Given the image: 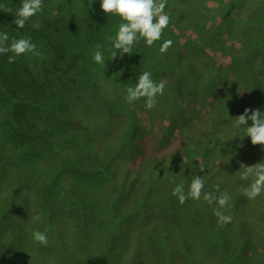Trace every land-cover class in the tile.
I'll return each instance as SVG.
<instances>
[{
	"label": "rangeland",
	"instance_id": "obj_1",
	"mask_svg": "<svg viewBox=\"0 0 264 264\" xmlns=\"http://www.w3.org/2000/svg\"><path fill=\"white\" fill-rule=\"evenodd\" d=\"M183 1L186 0H167L166 6L172 4V11L178 6L188 13L206 10L217 16L228 10L239 14L247 22L242 31L239 27L233 29V38L227 40L229 50L225 55L234 56L242 50L240 36L245 29L252 30L255 36L259 30L264 33L260 26L250 24L255 21V17L261 19L260 25L263 23L264 0ZM0 4L12 10L10 13L0 11V19H15L21 0H0ZM80 4V0H43V11L29 22H39L42 27L40 30L54 29L60 25L63 31L70 29V37L74 38V27L79 24L83 14ZM98 15L111 20L104 13ZM56 17L62 20L59 19L55 25ZM2 33L8 35V32ZM13 39L19 38L11 35L6 44L10 46ZM163 43L164 38L147 47L143 41L146 56L161 57ZM11 55V52L0 54V63L5 66L9 64L8 74L0 76V84L24 86L28 79L21 69L33 65L32 55L25 54L14 63H9L8 57ZM225 55L217 54L221 64L226 67L232 63L235 69L232 57ZM205 58L203 55L200 59L203 66L206 65ZM249 59L251 66H258L264 71V53L253 51ZM143 68L148 71L145 63ZM185 70L189 74L190 71L187 68ZM169 79V75L164 74L162 77L165 87L169 86ZM219 79L211 94H206L208 97L201 95L195 102L190 100L189 105L182 104L180 109L165 101L166 104L161 103L153 116L149 117L143 114L146 112L145 102L136 101L128 105L126 102L140 116L142 128L148 130L146 141L150 151L159 152L168 145L167 130L170 129L169 135L173 132V135H178L176 141L183 138L186 148L193 142L192 154L196 158L193 160L198 161L197 173H202L199 171L200 163L208 159L218 161L221 172L222 164L229 158L228 154L241 153L236 141L224 143L213 136L211 139L206 136L211 133L212 125L206 116L208 109L205 103L214 105L216 100H220L227 107L230 105L227 75ZM238 84L235 82L232 88H237ZM165 87L161 97L168 95ZM78 97L73 102L76 108L90 113L96 110L95 105L82 94ZM0 98L8 105L6 98L2 95ZM254 100L257 101L256 98ZM242 104L254 109L250 102L243 101ZM192 107L201 110L206 119H200L195 114L198 120L197 133L184 136L183 129L188 130L185 121L194 114ZM228 110L227 116L220 110L221 116L216 117L215 121L225 134L231 129L233 120V110ZM115 127L122 129L123 125L119 123ZM138 136L141 137V133ZM192 137L193 141L190 139ZM96 140V145L100 147L104 141L101 134ZM140 149L138 142H135L133 155L137 156ZM160 160L159 157L142 155L135 162L121 158L114 163L91 165L86 170L73 164L63 169L57 164V168L50 159L33 160L29 164L17 161L7 173V180L1 181L0 178V264H85L96 256L104 257L107 264H264V194L254 200L247 198L245 203L240 198L241 193L233 195V205L230 199L227 207L221 209L224 215L232 217L231 222L222 224L213 214V209L218 207L216 203L209 204L201 196L196 203L188 199L181 204L172 195L177 181L183 176L179 177V170L171 175L170 170L158 174L156 168L161 164ZM163 169L164 166L158 167L159 171ZM212 169L213 165L207 172L211 174ZM110 172L114 176L107 178L106 174ZM37 216L39 220L35 219ZM36 231L46 232V246L34 241L32 234Z\"/></svg>",
	"mask_w": 264,
	"mask_h": 264
},
{
	"label": "trees",
	"instance_id": "obj_2",
	"mask_svg": "<svg viewBox=\"0 0 264 264\" xmlns=\"http://www.w3.org/2000/svg\"><path fill=\"white\" fill-rule=\"evenodd\" d=\"M80 2L79 8L80 11L82 8L83 14L80 16L79 24L74 27V38L70 37V29L63 31L60 25L54 29L40 30L33 28V23L27 21L23 28H18L13 23L14 19H0L1 33L8 32V36L18 38L31 37V42L41 53L40 56L31 54L33 65L21 69V73L27 75L26 85L16 87L15 84H0V95L9 101L8 105H5L0 98L1 181L7 180V173L17 161L29 164L33 160L50 159L55 162L57 168L60 166L63 169L64 166L73 164L86 170L91 165H100V162L109 164L121 158L135 162L138 156L148 155L161 159L158 167L164 166V169L159 171L157 167L158 174L170 170L171 175L175 170H179V177L183 178L179 179L176 185L183 183L185 193L195 175L205 179L204 192H212L216 196H219L220 192H226L232 196L231 205L235 201L233 195L241 193L240 198L245 203L247 197L243 196L240 189L247 187L251 179L248 181L240 179V173L243 171L241 165L253 166L264 161V150L260 145L253 146L250 137L245 136L246 127L252 124L250 120L245 126L241 125L238 128L233 126L235 121L232 120L228 134L220 131V124H216L215 121L216 117L221 116L220 110L225 116L228 115L227 108L228 111L233 110L230 114L234 119L242 115L245 109H252L244 106L243 101L250 102L251 107L264 113V71L258 66H251L249 59L253 51L264 53V33L259 30V34L255 36L252 30L245 29L244 34L241 33L240 36L242 50L234 56L225 55L229 50L227 40L233 38V29L239 27L242 31L246 27L247 22L239 14L235 15L228 10L219 16L206 10L188 13L177 8L178 6L172 11L173 6L169 4L164 10L170 16V23L164 30L162 38L164 41L170 39L172 45L161 57L148 58L141 40L133 46L131 55L125 54L121 58L117 50L116 59L111 60V52L114 49L112 41L107 37H115L121 21L115 16H109L111 20L99 16L100 12L103 13L100 0ZM260 14L261 12L258 16ZM59 19L60 17L57 18L55 25ZM260 21V18L255 17V21L250 24L264 29V20L261 25ZM103 37H106V40H103ZM97 44L104 46L101 51L106 67L96 64L93 60ZM223 53L232 57L235 69L232 63L226 67L221 64L217 54L222 56ZM203 55L206 56L205 66L200 63ZM144 63L155 82H161L164 74L170 76L169 86L165 87L168 95L156 97L155 107L143 112L148 117L153 116L159 105L165 101L180 109L182 104L189 105L190 100L195 102L201 95L211 94L218 85L219 78L227 75V97L230 105L227 107L220 100H216L214 105L205 103L208 109L206 116L212 125L211 133L206 135L207 138L211 139L213 136L224 143L236 141L235 144L241 151L239 155L228 154V160L221 163L223 165L221 172L218 161L208 159L200 163L205 171L197 173L198 161L193 160L196 159L195 154H192L193 142L186 148L183 138L176 141L175 137L178 135H173L174 132L169 135L170 129L167 130L168 145L159 152L150 151L146 141L148 130L142 128L140 116L138 117L134 108L127 106L128 103L126 105L125 100L127 87L135 86L140 75L147 71V68H143ZM185 68L190 71L189 74ZM8 70L9 64L5 66L0 63L1 77L6 76ZM235 82L238 86L232 88ZM79 94L95 105L96 110L93 113L76 108V103L73 102L78 100ZM138 102L145 101L141 98ZM192 109L194 114L185 121L188 130L183 129L184 136L197 133L198 120L195 114L200 119H206L201 110L194 107ZM119 123L123 125L122 129L115 127ZM105 129L108 131L104 132ZM176 129L179 130L178 127ZM139 133L141 137L138 136ZM99 134L104 139L100 147L96 145L98 142L96 137ZM190 139L194 140L193 137ZM135 142H138L141 148L137 156L132 152ZM212 165L210 174L207 169ZM108 176L113 177L114 174L110 172L106 174L107 178ZM217 184L220 186L219 192L215 189ZM189 200L196 203V200L191 198ZM85 264L107 262L104 257L96 256L88 259Z\"/></svg>",
	"mask_w": 264,
	"mask_h": 264
},
{
	"label": "clouds",
	"instance_id": "obj_3",
	"mask_svg": "<svg viewBox=\"0 0 264 264\" xmlns=\"http://www.w3.org/2000/svg\"><path fill=\"white\" fill-rule=\"evenodd\" d=\"M167 5V0H100V7L106 16L118 17L121 21L118 25V31L115 37H107L112 41L113 51L111 52V60L116 59L117 50H119L120 57L125 54L131 55L135 44L143 40L147 47L163 37L164 30L169 26L170 16L165 13L164 9ZM0 11L10 13L12 10L7 5L0 4ZM43 11V0H21V6L15 13L13 23L18 28H23L27 21L38 13ZM41 25L39 22L33 23V28L39 29ZM9 40L7 33H0V54H7L11 52L13 55L8 57L9 63H14L16 58L25 55L33 54L40 56L41 53L37 51L36 45L31 42V37H21L13 39L10 46L6 44ZM172 41L165 40L160 48V52L164 53L171 47ZM101 45L97 44L93 60L96 64L106 67ZM165 84L164 82H155L152 79V74L145 71L140 75L138 83L135 86H128L126 89L125 100L128 104L140 100L145 101V108L151 110L155 107L158 95H163ZM249 113H251L249 115ZM235 121L234 127L245 126L247 121H251L250 127H246L245 136L250 137L253 146L260 145L264 150V113L259 109H245L242 115L233 119ZM244 136V137H245ZM243 137V138H244ZM242 138V139H243ZM243 171L240 173V179L251 182L247 187H242L240 191L249 200H254L261 194H264V161L253 166L241 165ZM199 171L203 172V165L199 166ZM205 179L193 176L187 193H185V186L183 183L177 184L173 189L172 195L177 197L181 204L188 199L203 200L209 204L216 203L217 208L213 209V214L218 217V222L227 224L231 222L230 215H224L221 209L227 207L231 197L226 192H220L219 196L213 195L212 192H204ZM219 185L215 186L219 192ZM39 220V217H35ZM35 242L41 245H47L48 238L46 232L36 231L33 234Z\"/></svg>",
	"mask_w": 264,
	"mask_h": 264
}]
</instances>
